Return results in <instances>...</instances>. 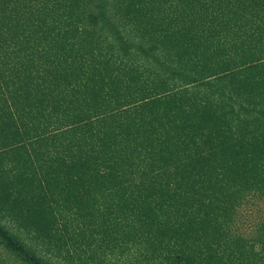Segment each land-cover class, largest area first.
Here are the masks:
<instances>
[{"label":"trees","instance_id":"obj_1","mask_svg":"<svg viewBox=\"0 0 264 264\" xmlns=\"http://www.w3.org/2000/svg\"><path fill=\"white\" fill-rule=\"evenodd\" d=\"M264 0H0V264H264Z\"/></svg>","mask_w":264,"mask_h":264},{"label":"rangeland","instance_id":"obj_2","mask_svg":"<svg viewBox=\"0 0 264 264\" xmlns=\"http://www.w3.org/2000/svg\"><path fill=\"white\" fill-rule=\"evenodd\" d=\"M259 204L260 205H256L255 203L251 204L246 207L247 209H242L240 213L238 229L240 233L247 235L249 238L252 237L249 232V225L264 220V202H259Z\"/></svg>","mask_w":264,"mask_h":264}]
</instances>
